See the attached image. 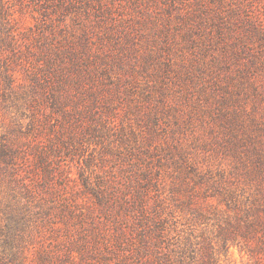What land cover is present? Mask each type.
Returning <instances> with one entry per match:
<instances>
[{
    "label": "trees",
    "instance_id": "obj_1",
    "mask_svg": "<svg viewBox=\"0 0 264 264\" xmlns=\"http://www.w3.org/2000/svg\"><path fill=\"white\" fill-rule=\"evenodd\" d=\"M199 2L205 11L206 0ZM22 4L0 0V77L8 93L22 96L14 107L28 112L22 115L25 125L10 126L2 118L0 264H234L231 248L248 264H264V109L258 100L250 107L241 98L259 94L258 85L241 92L223 67L228 55L193 65L198 72L209 70L208 82L201 83L208 95L179 90L173 78L192 80L191 67L169 66L173 78L165 73L168 95L162 92V105L151 109L150 139L143 137L125 156L116 154L112 170L100 172L84 158L79 137L102 140L94 123L98 109L111 111L124 94L133 96L137 90L130 81L144 84L148 103L153 85L114 74V66L106 68L108 82L98 77L101 54L85 44V35L82 51L58 45L54 58L42 57V70L26 74L32 85L24 96L23 63L31 51L20 49L27 39ZM240 5L231 7L233 15L247 13L242 22L264 35V21L257 25ZM214 8L221 19L229 16L223 7ZM123 65L118 68L138 73ZM39 88L51 113L36 111ZM135 96L132 105L138 108ZM83 116L92 124L80 131ZM161 117L172 124L163 137ZM177 217L187 221L196 243L190 237L183 245L171 243Z\"/></svg>",
    "mask_w": 264,
    "mask_h": 264
},
{
    "label": "rangeland",
    "instance_id": "obj_2",
    "mask_svg": "<svg viewBox=\"0 0 264 264\" xmlns=\"http://www.w3.org/2000/svg\"><path fill=\"white\" fill-rule=\"evenodd\" d=\"M240 4L246 7L257 25L264 21V0H225L222 6L219 0H206L208 11L206 9L203 12L199 0H23L22 25H25L28 40L21 41L20 49L23 52L30 49L31 52L26 53L27 60L23 63L25 70L22 75L28 86L22 93L24 96L31 95L28 87L32 85V81L26 74H35L42 70L39 68L42 57L45 59L48 55L54 58L58 45H69L81 50L80 39L85 35H88L85 44L92 46V51H100L101 54L98 77L108 82L110 72L106 68L114 66L111 68L114 74L123 77L136 76L149 86L153 85L154 89H150L152 101L148 103L141 91L146 89L144 84H131L130 81V86L136 87L138 100L134 102H139V107L133 106L136 103L132 105L135 94L131 97L124 94L122 100L114 102L111 111L104 112L100 106L98 111L101 117L94 120V123L100 129L99 136L102 140L96 136L79 137L83 142L84 158L93 162L94 166L97 165L100 172L104 169L112 170L113 159L119 160L115 158L116 154L125 156L130 150H136L143 137L150 139L155 128L150 117L151 109L161 103L162 92L168 95L164 92L168 83L165 81L166 74H169V80L173 78L169 66L172 69L178 67V70H184L182 63L190 66L192 80L177 75L173 82L179 85L177 88L181 91L186 92L189 87L188 89L195 88L199 92V89L204 90L202 84L208 82L209 70L206 73L198 72L193 65L210 61L213 54L228 55L229 61L223 63V67L233 75L236 85L240 86L239 90L250 91L252 82L258 85L259 94H248L241 98H245L250 107L253 101L258 100L261 112L264 109V35L257 28H248V24L242 22L247 13L239 10L242 18L238 12L233 15L231 7L235 5L241 9ZM214 5L217 9L223 7L229 16L221 19L222 15L216 13ZM145 57H149V60H145ZM120 65L126 67L125 69L134 68L138 73H132L131 76L132 74L120 70ZM239 72L243 78L234 75ZM0 83L1 134L3 117H6V123H10V126L25 125L28 122L22 120V115H27L28 112L14 107L22 101V96L8 93L6 81L1 77ZM204 92L205 95L209 93L206 90ZM43 94L41 88L36 92V111L39 110L40 114L42 110L51 113ZM57 118L63 122L61 114ZM159 121V134L163 137L162 134L165 135L172 124L164 117L159 118ZM81 122L80 131L92 124L88 116H83ZM82 159L80 157V162ZM78 167L74 166V172ZM177 220L179 223L174 225L173 229L176 230L172 232L171 243L183 245L190 237L191 227L181 217H177ZM195 236L193 234L190 239L196 243ZM230 256L234 264L249 263V259L237 248H231Z\"/></svg>",
    "mask_w": 264,
    "mask_h": 264
}]
</instances>
